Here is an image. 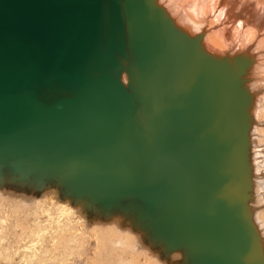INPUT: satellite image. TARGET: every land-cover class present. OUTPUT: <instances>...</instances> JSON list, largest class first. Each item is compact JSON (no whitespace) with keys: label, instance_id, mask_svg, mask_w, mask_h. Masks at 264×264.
Masks as SVG:
<instances>
[{"label":"water","instance_id":"1","mask_svg":"<svg viewBox=\"0 0 264 264\" xmlns=\"http://www.w3.org/2000/svg\"><path fill=\"white\" fill-rule=\"evenodd\" d=\"M246 95L153 0H0V174L128 210L190 264H262Z\"/></svg>","mask_w":264,"mask_h":264},{"label":"bare ground","instance_id":"2","mask_svg":"<svg viewBox=\"0 0 264 264\" xmlns=\"http://www.w3.org/2000/svg\"><path fill=\"white\" fill-rule=\"evenodd\" d=\"M153 2L177 29L195 37L205 54L224 59L233 72L238 68L239 87L247 94L244 111L249 185L244 208L264 264V229L260 228L264 224V0ZM4 183L20 191L11 199L1 197L0 191L3 201L19 199L12 207L8 204L12 216L8 214L11 209L6 216L0 215V238H7L13 216L26 219V225L17 228L12 237L22 246L25 263L190 264L183 248L167 249L128 210L104 209L84 196L70 195L53 180L37 184L3 170L0 185L5 187ZM2 199L0 207H5ZM7 247L3 246L1 257H8Z\"/></svg>","mask_w":264,"mask_h":264},{"label":"rangeland","instance_id":"3","mask_svg":"<svg viewBox=\"0 0 264 264\" xmlns=\"http://www.w3.org/2000/svg\"><path fill=\"white\" fill-rule=\"evenodd\" d=\"M4 186L5 187H3V185L1 184L0 185V191L2 190V192H1V197L3 196H6V198H10V196L11 197H16V196H18L19 195V189L18 188H16V187H14V185L11 187L10 186V184H8V183H4ZM13 188V189H12ZM0 197V200L2 199ZM11 199V198H10ZM19 199L18 198H15V200L12 198V200H9V199H7V200H5V201H3V199H2V201L4 202L3 204H5V207H3V206H1L0 207V215L1 216H6V214L5 213H7L10 209V211L8 212V214H10V212L12 211V206H11V204H13L14 205V203L16 204V202L18 201ZM7 201V203H5ZM12 202V203H9V202ZM8 204H10L9 206H11L10 208H9V206H8ZM2 209H3V211H2ZM5 209H7V211L5 210ZM2 211V212H1ZM2 213H3V215H2ZM11 214H12V212H11ZM10 214V215H11ZM12 216V215H11ZM17 217H18V219H17ZM24 218H22V216L21 217H19V215H15V216H13L12 217V220L9 222V224H11L10 226H9V228L11 229H9V233L7 234V238L6 237H3L2 238V240H1V238H0V251H2L3 250V246L4 245H7L8 247L6 248V253H7V255H8V259L5 257V255H4V257H1L0 256V264H31L32 262H30L29 260H27L26 261V263H25V261H24V259H23V257H22V254H21V245L19 246L17 243H15V242H13L14 240H13V238H14V234L13 233H15L16 232V230H17V228H19V227H22V226H24L23 224H25L26 225V223H24V222H27V220L26 219H24ZM14 220V221H13ZM16 220V221H15ZM19 220V221H18ZM12 221L15 223V224H19L20 223V225L17 227V226H13L12 227V224L13 225H15L14 223H12ZM17 221H18V223H17ZM22 224V225H21ZM13 237V238H12ZM4 240V241H3ZM7 243V244H6ZM15 243V244H14ZM3 245V246H2ZM16 245V246H15ZM17 247V248H16ZM11 248V249H10ZM19 254H21V255H19ZM87 256H86V260H87ZM85 260V261H86ZM84 261V260H83ZM30 262V263H29ZM33 264V263H32ZM83 264V263H82Z\"/></svg>","mask_w":264,"mask_h":264},{"label":"clouds","instance_id":"4","mask_svg":"<svg viewBox=\"0 0 264 264\" xmlns=\"http://www.w3.org/2000/svg\"><path fill=\"white\" fill-rule=\"evenodd\" d=\"M260 228H261V229H264V224H261V225H260Z\"/></svg>","mask_w":264,"mask_h":264}]
</instances>
